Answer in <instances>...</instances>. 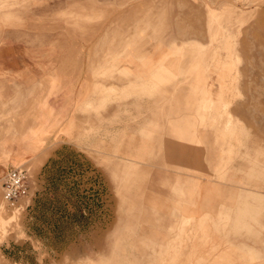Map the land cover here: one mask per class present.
<instances>
[{"label": "rangeland", "instance_id": "rangeland-1", "mask_svg": "<svg viewBox=\"0 0 264 264\" xmlns=\"http://www.w3.org/2000/svg\"><path fill=\"white\" fill-rule=\"evenodd\" d=\"M4 43L86 65L90 90L49 131L20 124L34 84L0 79V145L37 134L26 192L9 204L0 180V264H264V0H0ZM153 93L193 115L147 131L130 98ZM154 132L206 145L203 171L148 163Z\"/></svg>", "mask_w": 264, "mask_h": 264}, {"label": "crops", "instance_id": "crops-1", "mask_svg": "<svg viewBox=\"0 0 264 264\" xmlns=\"http://www.w3.org/2000/svg\"><path fill=\"white\" fill-rule=\"evenodd\" d=\"M29 48L27 45L17 43L0 44V74H4V76L0 75V79L7 83L13 74H18L19 82L28 85L29 89L34 84L33 99H30L25 106L26 109L28 105L27 109L31 121L24 119L20 124L27 126L34 122L46 126L53 122L49 131L58 130L60 126L61 130L68 129V118L74 115L77 107L89 100L90 76L88 68L86 65L75 67L74 62H69V60L67 62L60 61L58 58L46 54L32 53ZM124 63L125 65L121 63L119 67L128 66L136 72L140 73L142 71V77L143 79L146 78L148 83L152 82L151 79H154L150 78V75L152 69L157 67L156 65L142 67L139 62L128 63L129 65L126 62ZM160 98L156 93L151 96L142 95L137 98H130L132 114L146 116L147 131L152 130L150 124L162 126L165 132L169 131L171 124L180 120L178 117L185 120L184 116H191L194 113L193 107L188 109L180 97L170 98L166 95L163 100H160ZM22 114V116L28 115L25 112ZM5 124L3 126H6ZM2 129L5 131V127H2ZM154 131H162V129L158 128ZM36 135L35 133L18 134L11 140L6 139L3 141V145H0L2 148V160H0L1 181L4 172L10 165L26 161L31 156ZM156 135L154 132L156 140L148 138L137 141L136 147H146L145 152L148 154V163L154 165H184L193 170L203 171L205 163L204 147L206 148V145L204 146L201 142L173 139L166 134L161 137L157 135L158 138H156ZM17 138L18 140H16ZM132 142V148H134V141ZM211 146L209 145V148L217 147V145ZM150 155L153 156L152 160ZM159 176H163L162 179L165 178L170 181L172 175L167 173L166 169L157 170L154 167L152 181L159 179ZM152 186L154 187L150 190L153 195L163 202V208L159 210L169 212L171 210L170 196L172 195L170 187L168 185L164 187L163 185L162 188H158L156 183H152ZM189 210L194 213L196 219L200 218L203 212L208 211L206 208H197L196 206L191 207ZM14 254L15 252H13Z\"/></svg>", "mask_w": 264, "mask_h": 264}, {"label": "built area", "instance_id": "built-area-1", "mask_svg": "<svg viewBox=\"0 0 264 264\" xmlns=\"http://www.w3.org/2000/svg\"><path fill=\"white\" fill-rule=\"evenodd\" d=\"M27 171L25 165H11L2 176V198L9 204L15 203L27 190Z\"/></svg>", "mask_w": 264, "mask_h": 264}]
</instances>
